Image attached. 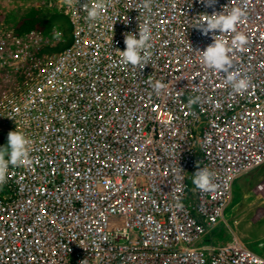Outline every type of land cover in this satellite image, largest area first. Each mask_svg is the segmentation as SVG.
<instances>
[{"label": "built area", "instance_id": "built-area-1", "mask_svg": "<svg viewBox=\"0 0 264 264\" xmlns=\"http://www.w3.org/2000/svg\"><path fill=\"white\" fill-rule=\"evenodd\" d=\"M24 1L61 20L20 33L0 0V148L29 140L0 185V264H264L237 236L212 239L237 179L264 165V0H102L94 20L101 0ZM237 7L235 33H204ZM145 23L147 65L123 63ZM237 33L242 93L203 61ZM201 168L215 191L193 184Z\"/></svg>", "mask_w": 264, "mask_h": 264}, {"label": "clouds", "instance_id": "clouds-1", "mask_svg": "<svg viewBox=\"0 0 264 264\" xmlns=\"http://www.w3.org/2000/svg\"><path fill=\"white\" fill-rule=\"evenodd\" d=\"M214 2V0H210ZM87 7V6H85ZM105 4L101 2L96 6L88 9V18L96 19L104 9ZM245 12L241 8H232L227 14H215L209 16L207 27L204 33L219 31L220 33L236 32V26L242 21ZM203 27V26H202ZM151 27L145 23L139 30V39L134 35H126V50L122 51V62L133 66L144 67L149 61L147 49L151 47ZM248 40L243 33H237L232 41L231 46L226 45L222 39H214V43L203 51V61L206 67L214 71L223 72L227 76V83L231 85L234 92L242 93L249 87V81L246 77L236 76L232 69L234 67L230 53L234 48L243 49ZM143 50V54H142ZM165 85L156 82L153 85L154 90L159 94ZM199 98L193 99L190 103H196ZM29 140L18 131L8 134V146L0 148V185L6 182V175L9 166L23 165L28 160L27 146ZM7 156V159L5 158ZM193 184L197 189L203 192L215 191L217 185L214 183V174L206 168L198 169L193 176Z\"/></svg>", "mask_w": 264, "mask_h": 264}, {"label": "rangeland", "instance_id": "rangeland-1", "mask_svg": "<svg viewBox=\"0 0 264 264\" xmlns=\"http://www.w3.org/2000/svg\"><path fill=\"white\" fill-rule=\"evenodd\" d=\"M22 1L7 0L6 4L3 3L9 10L6 20L16 28L28 16V2ZM40 13L46 16L56 15L53 12L46 13L44 10ZM263 179L264 165L237 179L232 201L225 213V222L214 231L213 240L227 243L234 235L247 247L264 256V193L257 191V185Z\"/></svg>", "mask_w": 264, "mask_h": 264}, {"label": "trees", "instance_id": "trees-1", "mask_svg": "<svg viewBox=\"0 0 264 264\" xmlns=\"http://www.w3.org/2000/svg\"><path fill=\"white\" fill-rule=\"evenodd\" d=\"M61 19L59 18L58 15H41V13L38 10H33L30 12L23 21H21L17 25V31L18 32H24L28 31L30 29H39L44 32H47L49 29L52 28V26L60 21Z\"/></svg>", "mask_w": 264, "mask_h": 264}, {"label": "bare ground", "instance_id": "bare-ground-1", "mask_svg": "<svg viewBox=\"0 0 264 264\" xmlns=\"http://www.w3.org/2000/svg\"><path fill=\"white\" fill-rule=\"evenodd\" d=\"M28 2V1H27ZM26 9V8H25ZM39 11V10H38ZM39 12H41V11H39ZM10 15V14H9ZM224 234H226V233H224ZM234 234V233H233ZM230 236V235H229ZM227 238V237H226Z\"/></svg>", "mask_w": 264, "mask_h": 264}]
</instances>
